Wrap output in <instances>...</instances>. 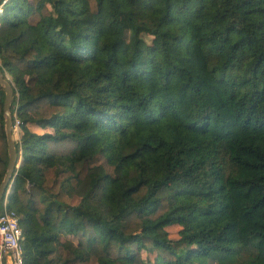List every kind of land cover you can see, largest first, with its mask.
Masks as SVG:
<instances>
[{
	"label": "trees",
	"instance_id": "obj_1",
	"mask_svg": "<svg viewBox=\"0 0 264 264\" xmlns=\"http://www.w3.org/2000/svg\"><path fill=\"white\" fill-rule=\"evenodd\" d=\"M0 70L23 264H264V0H0Z\"/></svg>",
	"mask_w": 264,
	"mask_h": 264
},
{
	"label": "built area",
	"instance_id": "obj_2",
	"mask_svg": "<svg viewBox=\"0 0 264 264\" xmlns=\"http://www.w3.org/2000/svg\"><path fill=\"white\" fill-rule=\"evenodd\" d=\"M13 126L18 121L13 114ZM21 230L17 216L6 204V196L0 202V264H23L21 248Z\"/></svg>",
	"mask_w": 264,
	"mask_h": 264
},
{
	"label": "water",
	"instance_id": "obj_3",
	"mask_svg": "<svg viewBox=\"0 0 264 264\" xmlns=\"http://www.w3.org/2000/svg\"><path fill=\"white\" fill-rule=\"evenodd\" d=\"M0 86L3 91V100H2V114H3V129L5 133V140H6V150H7V163L6 168L4 171V174L2 176V179L0 181V202L3 196H7V185L9 183H12L13 175L12 177V170L13 167H18L19 163L17 165L16 160V153L13 145V140L11 139V118L9 113V105L12 101V86L6 76H3L1 70H0ZM6 187V189H5ZM5 190V193L3 195V192Z\"/></svg>",
	"mask_w": 264,
	"mask_h": 264
},
{
	"label": "rangeland",
	"instance_id": "obj_4",
	"mask_svg": "<svg viewBox=\"0 0 264 264\" xmlns=\"http://www.w3.org/2000/svg\"><path fill=\"white\" fill-rule=\"evenodd\" d=\"M149 38H150V36H145L144 37V40L146 42H148ZM6 77L9 80V77L7 75H6ZM28 129L31 132L40 133V129L39 128H36V127H34L32 125H29L28 126ZM10 131H11V139L13 141H17L19 139L20 135H21L20 129L17 126H11V130ZM19 161H20V158L18 157L15 165H17L19 163ZM11 185H12V183H9L7 185V193L9 192V189H10ZM72 201H74V200H72ZM165 229H166L167 234H168V237L170 239L175 240V239L178 238V231L180 230V227L179 226L172 225V226L166 227ZM69 238H71L72 241H75V237L69 236ZM141 256H142V258H143V260H144V262L146 264H151V259L153 257L152 253L146 254L145 252H142L141 253Z\"/></svg>",
	"mask_w": 264,
	"mask_h": 264
},
{
	"label": "crops",
	"instance_id": "obj_5",
	"mask_svg": "<svg viewBox=\"0 0 264 264\" xmlns=\"http://www.w3.org/2000/svg\"><path fill=\"white\" fill-rule=\"evenodd\" d=\"M42 132V130H40V133Z\"/></svg>",
	"mask_w": 264,
	"mask_h": 264
}]
</instances>
